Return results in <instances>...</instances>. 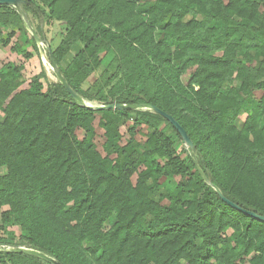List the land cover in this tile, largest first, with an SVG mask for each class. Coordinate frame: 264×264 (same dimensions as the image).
I'll list each match as a JSON object with an SVG mask.
<instances>
[{"label": "trees", "instance_id": "obj_1", "mask_svg": "<svg viewBox=\"0 0 264 264\" xmlns=\"http://www.w3.org/2000/svg\"><path fill=\"white\" fill-rule=\"evenodd\" d=\"M26 1L33 17L63 26L49 49L75 91L155 104L195 152L159 113L91 109L59 80L45 85L44 69L24 86L22 66L3 63L0 230L20 234L0 237V264H51L11 246L62 264H264V221L215 189L264 215V0ZM0 9L11 10L0 27L22 23L16 8ZM98 112L106 155L94 139Z\"/></svg>", "mask_w": 264, "mask_h": 264}, {"label": "rangeland", "instance_id": "obj_2", "mask_svg": "<svg viewBox=\"0 0 264 264\" xmlns=\"http://www.w3.org/2000/svg\"><path fill=\"white\" fill-rule=\"evenodd\" d=\"M12 8H15L11 6ZM17 9V8H16ZM18 10V9H17ZM11 10H4L0 9V14L10 13ZM19 12V11H18ZM20 13V12H19ZM27 16L29 19V22L32 24L34 30L38 33L39 37L42 39L40 42L37 43V49L34 48L33 43H31V37L33 36L31 30L28 28L27 24L25 23L21 13L22 17V23L19 24H11L8 26L0 27V30L4 32V34H13L11 36V39L8 43H5L6 38L5 36L0 35V67L3 65V63L12 60L16 62L18 65L22 66V79L24 81V86H28L31 78L37 74H39L43 69L47 73V79H44V84L48 85V83L51 82H57V76L53 70L50 57H49V47L50 44H52V47L57 46L61 39L64 31L63 26H61L59 23H53L51 25H48L46 21H40L38 18L33 17L28 12ZM7 16V15H6ZM41 33L40 34V32ZM44 39L47 40L44 41ZM16 48L13 50L12 48ZM19 47L21 50H19ZM27 53H30V57H27ZM113 54H109L106 58V63L109 62ZM68 59L66 61L70 60V56H67ZM88 101V100H87ZM93 104H102L99 101H89ZM2 113L0 111V118L2 117ZM102 114L96 113V116L94 118V125L97 128V135L95 136V142L98 146V149L100 152H102L103 155H106V152L103 148L104 143V130L99 127V122L101 120ZM244 116L240 119V122L243 120ZM133 123L132 121L126 122L124 125L121 126V132L124 135V138L130 137L129 129L132 127ZM165 125V123H163ZM135 134V142L136 144H143V142L147 139V132L148 130L145 127H138L136 129ZM79 135L82 137L83 133L80 132ZM182 146H179V149H181ZM5 168H0V173H5ZM137 175H134L133 180H136ZM181 177H178L177 180H181ZM158 194H154L153 197L155 199H158ZM1 212L2 209H0V223H1ZM8 232H12L16 235L20 234V227L15 224H11L7 227V230H0V237L8 238ZM6 247V246H5ZM4 248V246H0V249Z\"/></svg>", "mask_w": 264, "mask_h": 264}, {"label": "water", "instance_id": "obj_3", "mask_svg": "<svg viewBox=\"0 0 264 264\" xmlns=\"http://www.w3.org/2000/svg\"><path fill=\"white\" fill-rule=\"evenodd\" d=\"M26 2H27L26 0H0V5H10V6H14L15 8H17L18 11L21 13V15H22L25 23L27 24L28 28L31 30L36 42H40L42 39L39 37L38 33L34 30L32 24L29 22L27 13L22 6ZM44 41L47 42L46 39H44ZM49 56H50V61H51L53 70L57 76V79L62 83V85L65 87V89L70 93V95L74 98V100L79 105H83V106H86L88 108L96 109V110H105V109H114V108L115 109H130V110L148 109V110H151L153 112L159 113L162 116H164L168 121H170L176 127V129L179 131L180 135L182 136V139H183V142H184V145L186 146V148L195 152V145H194L193 141L191 140V138L189 137L187 131L183 128V126L179 123V121L177 119H175L171 114L167 113L166 111L160 109L155 104H151V103H148V104H142V103L125 104V103H120V102H114V103H109V104H93V103L87 101L85 98H83V96H81L77 91H75V89L69 84V82L66 80V78L64 77V75L60 71L51 50H49ZM196 165H197L198 170L201 172L203 178L208 182V178L204 174V172L202 171L201 167L197 163H196ZM215 189H216L217 193L219 194V196L225 202L230 204L232 207L236 208L237 210L244 212L248 216L256 218L260 221H264V215L242 208L238 204H236L233 201H231L230 199H228L223 194V192L220 190V188L215 187ZM1 245H3V244H0V246ZM9 250L34 255V256H37L39 258H42V259L50 262L51 264H62L61 262L56 260L54 257H52V256H50V255H48L42 251L33 249V248H28V247H24V246H11L9 248Z\"/></svg>", "mask_w": 264, "mask_h": 264}]
</instances>
